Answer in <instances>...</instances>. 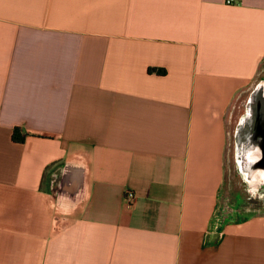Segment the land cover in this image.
I'll return each instance as SVG.
<instances>
[{"label": "crops", "instance_id": "1", "mask_svg": "<svg viewBox=\"0 0 264 264\" xmlns=\"http://www.w3.org/2000/svg\"><path fill=\"white\" fill-rule=\"evenodd\" d=\"M263 84L264 0H0V264H264Z\"/></svg>", "mask_w": 264, "mask_h": 264}, {"label": "rangeland", "instance_id": "2", "mask_svg": "<svg viewBox=\"0 0 264 264\" xmlns=\"http://www.w3.org/2000/svg\"><path fill=\"white\" fill-rule=\"evenodd\" d=\"M238 167L239 166L236 163L234 150H228L227 174L222 191V205L224 207L223 211L230 209L233 212L234 210H232V208L236 209L237 207L244 206L260 210L262 208L261 204L259 203L260 198H254L252 195L264 194V184L262 182L253 183V181H250L247 178L246 172H242V170H240ZM240 196H243L248 203L236 201V198ZM239 200L242 201L243 199Z\"/></svg>", "mask_w": 264, "mask_h": 264}, {"label": "built area", "instance_id": "3", "mask_svg": "<svg viewBox=\"0 0 264 264\" xmlns=\"http://www.w3.org/2000/svg\"><path fill=\"white\" fill-rule=\"evenodd\" d=\"M228 2L231 3L232 0H228ZM136 197H137V194L134 190H132V189H126L125 190L124 199L126 200V202L128 204H132L135 201ZM216 222L217 223L214 225V227L216 228L217 232H219V228H220L219 227L220 226V218L219 217L216 219Z\"/></svg>", "mask_w": 264, "mask_h": 264}, {"label": "bare ground", "instance_id": "4", "mask_svg": "<svg viewBox=\"0 0 264 264\" xmlns=\"http://www.w3.org/2000/svg\"><path fill=\"white\" fill-rule=\"evenodd\" d=\"M263 86H264V84H263ZM254 173H255V175L252 177L253 182H262V183H264V172L258 171V172H254Z\"/></svg>", "mask_w": 264, "mask_h": 264}, {"label": "trees", "instance_id": "5", "mask_svg": "<svg viewBox=\"0 0 264 264\" xmlns=\"http://www.w3.org/2000/svg\"><path fill=\"white\" fill-rule=\"evenodd\" d=\"M159 72L164 73L165 71L164 70H159ZM14 138H16V139H22L21 137H17L16 134L14 135Z\"/></svg>", "mask_w": 264, "mask_h": 264}]
</instances>
